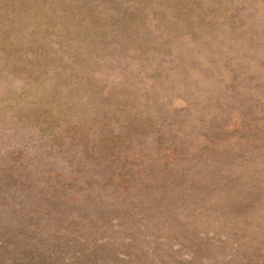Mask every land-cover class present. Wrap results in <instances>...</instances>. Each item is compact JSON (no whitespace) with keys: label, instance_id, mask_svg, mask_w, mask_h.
I'll return each mask as SVG.
<instances>
[{"label":"rangeland","instance_id":"rangeland-1","mask_svg":"<svg viewBox=\"0 0 264 264\" xmlns=\"http://www.w3.org/2000/svg\"><path fill=\"white\" fill-rule=\"evenodd\" d=\"M0 264H264V0H0Z\"/></svg>","mask_w":264,"mask_h":264}]
</instances>
